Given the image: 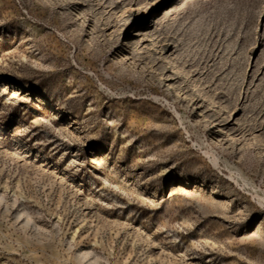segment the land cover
Here are the masks:
<instances>
[{
    "label": "rangeland",
    "instance_id": "374dc122",
    "mask_svg": "<svg viewBox=\"0 0 264 264\" xmlns=\"http://www.w3.org/2000/svg\"><path fill=\"white\" fill-rule=\"evenodd\" d=\"M0 264H264V0H0Z\"/></svg>",
    "mask_w": 264,
    "mask_h": 264
}]
</instances>
